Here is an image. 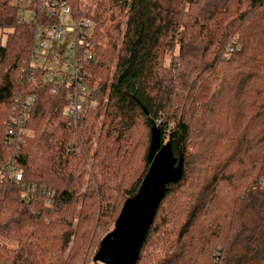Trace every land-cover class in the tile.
Here are the masks:
<instances>
[{
  "label": "trees",
  "instance_id": "obj_1",
  "mask_svg": "<svg viewBox=\"0 0 264 264\" xmlns=\"http://www.w3.org/2000/svg\"><path fill=\"white\" fill-rule=\"evenodd\" d=\"M71 4L93 22L97 59L98 95L76 125L67 89L21 74L36 24L0 0V264H79L104 223L84 263L100 264V241L148 171L154 127L183 173L136 264H264V0ZM21 92L36 101L17 147L6 130Z\"/></svg>",
  "mask_w": 264,
  "mask_h": 264
},
{
  "label": "built area",
  "instance_id": "obj_2",
  "mask_svg": "<svg viewBox=\"0 0 264 264\" xmlns=\"http://www.w3.org/2000/svg\"><path fill=\"white\" fill-rule=\"evenodd\" d=\"M71 1L37 0L32 5V0H27L30 18H21L29 23L34 22L37 31L33 53L21 74L27 76V81L34 82L35 75L41 71V81L49 85L53 94L67 89V113L76 125L87 102L95 99L98 93V88L91 84L92 75L89 70L97 59L92 51L93 22L73 13ZM35 101L33 93L21 92L17 95L6 130L9 144L18 147L29 135L28 116ZM6 173H12L16 182L21 181V170L6 166Z\"/></svg>",
  "mask_w": 264,
  "mask_h": 264
},
{
  "label": "water",
  "instance_id": "obj_3",
  "mask_svg": "<svg viewBox=\"0 0 264 264\" xmlns=\"http://www.w3.org/2000/svg\"><path fill=\"white\" fill-rule=\"evenodd\" d=\"M148 171L137 193L125 199L113 230L100 241L93 261L100 264H136L148 228L165 195L166 186L177 183L183 161L172 155L169 143L161 145L159 131L151 129Z\"/></svg>",
  "mask_w": 264,
  "mask_h": 264
},
{
  "label": "rangeland",
  "instance_id": "obj_4",
  "mask_svg": "<svg viewBox=\"0 0 264 264\" xmlns=\"http://www.w3.org/2000/svg\"><path fill=\"white\" fill-rule=\"evenodd\" d=\"M19 5H20V11H19V18L20 19H23V18H21L22 16L24 17V18H26V19H29L30 18V11H29V9L27 8V0H20L19 1ZM35 33H36V31H37V28H36V25H35ZM8 32H10V30L9 29H0V45H4L5 43H6V38H7V34H8ZM41 32V30H39V33ZM34 38H35V36H34ZM167 62H169L168 61V59L166 60V63ZM92 84V83H91ZM94 87H97V86H94ZM98 88V87H97ZM97 95H98V93H97ZM97 95H96V98H97ZM95 98V99H96ZM94 102V99L93 100H90V101H88L87 102V106H88V104H90V103H93ZM86 106V107H87ZM85 107V108H86ZM85 108H84V110H85ZM84 110H83V112H84ZM27 130H28V133H29V129L27 128ZM97 218H98V215H97ZM97 226V225H96ZM96 226L94 227V229H93V232L91 233V235L89 236V239H88V243L86 244V249H85V252H84V255L82 256V259H81V262L79 263V264H84L86 261H89L90 260V257H91V251L94 249V247H95V243L97 244V242H98V239L100 238H98V239H95L94 240V238H95V236H98L100 233L99 232H102V231H105L108 227H106L105 228V225H104V223H103V225H102V227L97 231L96 229ZM104 228H105V230H104ZM113 230V228L111 229V231ZM110 231V232H111ZM95 232H98L97 234L95 233ZM109 232V233H110ZM96 234V235H95ZM108 234V233H107ZM106 234V235H107ZM95 255V254H94ZM94 257V256H93Z\"/></svg>",
  "mask_w": 264,
  "mask_h": 264
}]
</instances>
